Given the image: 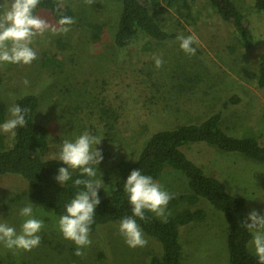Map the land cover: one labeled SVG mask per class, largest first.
Masks as SVG:
<instances>
[{"label":"rangeland","instance_id":"1","mask_svg":"<svg viewBox=\"0 0 264 264\" xmlns=\"http://www.w3.org/2000/svg\"><path fill=\"white\" fill-rule=\"evenodd\" d=\"M65 1L74 11L69 25H61L45 8L35 10L56 29L33 39L36 60L30 65L0 64V100L7 107L1 124L11 118L9 108L17 97L36 95L39 105L34 119L48 130L44 158L55 157L63 140H74L85 130L102 137L97 145L104 157L97 166L96 179L104 181L100 195L113 187L117 166L134 160L154 131L198 123L217 111H221L219 125L228 134L256 138L264 146V90L256 83L258 65L264 62V15L254 9L252 0H233L248 22L252 34L249 45L241 41L232 24L220 19L208 0H187L192 9L187 21L178 13H184L179 7L182 1L177 8L163 12L149 5L154 18L165 31L176 33L175 38L155 40L139 33L124 48L114 44L119 9L116 0H93L91 4L86 0ZM95 24L101 27L98 39L93 36ZM63 27L68 30L62 31ZM178 34L198 37L199 43L192 45L195 55L181 50ZM154 57L163 60L161 67L155 66ZM233 95L237 102L224 107ZM0 132L9 147L13 134ZM184 149L228 192L245 198L247 219L253 209L264 215L263 163L205 142ZM156 182L175 196L189 191L187 178L174 168H165ZM27 191L22 176L0 175V223L19 231L24 219L19 210L30 203L35 218L44 221L41 243L31 251L10 250L0 243V264H148L151 256L162 253L159 240L143 231L147 245L129 247L119 234V222H109L90 233L91 244L78 256L77 246L59 230L60 216L43 204L31 202ZM185 208H201L205 216L179 226L181 264H228V225L223 214L199 197L196 204L181 201L167 205L166 215L173 216ZM251 240L247 246L254 254Z\"/></svg>","mask_w":264,"mask_h":264},{"label":"trees","instance_id":"2","mask_svg":"<svg viewBox=\"0 0 264 264\" xmlns=\"http://www.w3.org/2000/svg\"><path fill=\"white\" fill-rule=\"evenodd\" d=\"M119 3L118 21L114 34V44L124 48L131 44L139 33L155 40L175 38L176 33L165 31L151 14L149 5L163 12L169 7L184 11L178 13L187 21L192 16V9L187 0H116ZM254 9L264 15V0H252ZM210 6L223 22L232 24L245 45L251 43L252 34L242 11L233 0H208ZM37 8L47 9L51 15L60 21L62 17L74 20L72 6L65 0H40ZM36 10V9H35ZM34 10V14H35ZM98 39L100 25L93 26ZM59 45H62L61 42ZM257 86L264 90V62L258 65ZM233 95L223 103L237 102ZM39 99L34 94H25L15 99L14 105L27 108L26 125L15 129L12 144L6 147L5 136L0 132V175L17 174L27 181L28 199L48 207L55 215L65 213V204L74 198L83 185L77 187L74 181L81 176L79 170L72 171L69 181L61 185L55 179L58 168L64 165L53 158H44L48 147V130L43 123L34 119ZM230 105V104H229ZM7 112L5 103L0 100V124ZM107 114L106 110L104 111ZM264 117V116H263ZM221 111L214 112L198 123L179 124L171 129L156 130L144 142L137 157L132 161L121 162L117 166V175L112 177L113 187L100 193V204L96 207L94 223L90 233L97 226L109 222H119L123 217L132 215L131 205L124 193L123 185L131 170L140 169L142 174L150 175L154 181L167 167L181 171L187 178L189 191L172 195L168 205L185 201L196 204L199 197L205 198L215 209L219 210L228 225L226 245L228 249V264H258V258L248 249L252 237L244 222L250 223L244 214L245 198L228 192L223 183L215 176L207 175L203 168L189 155L184 148L191 144L205 142L218 150L236 151L246 157L264 164V146L256 138L237 137L228 134L219 125ZM221 123V122H220ZM146 219L136 218L142 231L148 236L159 240L162 253L151 256L148 264H181L182 244L179 240V226L192 221H200L205 212L201 208L181 209L173 216L162 218L151 212H146ZM1 262V261H0Z\"/></svg>","mask_w":264,"mask_h":264},{"label":"clouds","instance_id":"3","mask_svg":"<svg viewBox=\"0 0 264 264\" xmlns=\"http://www.w3.org/2000/svg\"><path fill=\"white\" fill-rule=\"evenodd\" d=\"M93 0H86L91 4ZM40 0H2L0 2V64L30 65L38 58L36 50L31 46L33 39L43 35L46 31L55 32L48 22L34 14ZM61 25L73 23L70 17H62ZM62 31H67L63 27ZM179 46L186 54L195 55L192 46L199 40L195 34L177 35ZM155 66L161 67L163 60L154 57ZM28 83L27 80L24 81ZM27 108L13 105L9 108L11 118L0 124V131L15 135V129L26 125L25 113ZM102 137L92 135L85 130L74 140L65 139L60 143L55 154V160L61 161L67 167H59L55 179L64 185L70 180L72 171L79 170L81 176L77 178L75 186L83 185L74 198L65 204V213L59 217L58 227L63 237L74 242L77 246L76 255H82L81 249L91 244L90 226L94 223L96 207L100 204L98 191L103 187V179H96L98 165L104 159L102 149L97 145ZM123 190L131 205L132 215L125 216L119 221L118 231L124 237L125 243L131 247H144L147 240L136 218L146 219V212L154 213L157 217L167 221L166 208L173 198L172 194L163 189L162 185L154 181L150 175L142 174L141 170H131L126 177ZM19 216L24 218L20 230L7 223H0V243L8 249H22L31 251L41 243L39 234L44 227V221L33 215V204L30 203L19 210ZM248 220L244 222L252 234L251 245L258 258V264H264V215L255 209L248 213Z\"/></svg>","mask_w":264,"mask_h":264}]
</instances>
